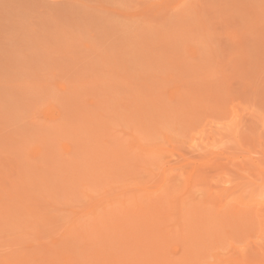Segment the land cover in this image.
<instances>
[{"label":"rangeland","instance_id":"rangeland-1","mask_svg":"<svg viewBox=\"0 0 264 264\" xmlns=\"http://www.w3.org/2000/svg\"><path fill=\"white\" fill-rule=\"evenodd\" d=\"M0 264H264V0H0Z\"/></svg>","mask_w":264,"mask_h":264}]
</instances>
